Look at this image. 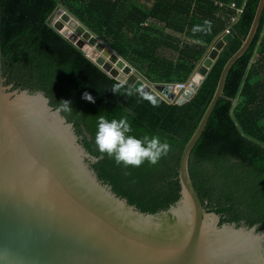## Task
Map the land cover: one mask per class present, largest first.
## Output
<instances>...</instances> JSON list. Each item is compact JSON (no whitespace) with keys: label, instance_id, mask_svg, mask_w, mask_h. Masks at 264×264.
<instances>
[{"label":"trees","instance_id":"16d2710c","mask_svg":"<svg viewBox=\"0 0 264 264\" xmlns=\"http://www.w3.org/2000/svg\"><path fill=\"white\" fill-rule=\"evenodd\" d=\"M260 0H1L3 70L7 84L43 90L73 123L98 179L144 213L163 216L181 197L180 159L229 58L241 47ZM235 3L236 8L230 7ZM64 8L152 84L187 83L213 42L233 34L199 87L184 104H172L117 80L52 25ZM236 17L234 23L232 17ZM210 21V26L204 21ZM194 25L201 29L193 32ZM116 92L112 91L113 87ZM84 92L94 102L82 98ZM208 124L193 148L189 171L207 211L220 225L264 229V9L255 36L231 67ZM238 103L235 104V101ZM60 109V108H59ZM97 115L124 116L132 135L166 140L157 164H117L95 145Z\"/></svg>","mask_w":264,"mask_h":264},{"label":"water","instance_id":"95a60500","mask_svg":"<svg viewBox=\"0 0 264 264\" xmlns=\"http://www.w3.org/2000/svg\"><path fill=\"white\" fill-rule=\"evenodd\" d=\"M260 0L241 47L221 72L215 93L180 159L181 197L163 216L144 213L103 184L86 159L73 123L43 90L7 84L0 0V264H264V229L230 223L207 211L194 188L190 155L221 98L233 64L257 31ZM52 25L112 77L168 103L190 101L233 34L217 38L187 87L152 84L64 8ZM238 100L235 101V104Z\"/></svg>","mask_w":264,"mask_h":264},{"label":"clouds","instance_id":"9594fccd","mask_svg":"<svg viewBox=\"0 0 264 264\" xmlns=\"http://www.w3.org/2000/svg\"><path fill=\"white\" fill-rule=\"evenodd\" d=\"M204 24L210 26V21L205 20ZM200 29L201 25H194L192 31ZM117 87L119 85L114 86L112 91L116 92ZM82 98L94 102V97L88 92H84ZM58 107L64 111L72 110L68 100H61ZM131 133L132 127L127 117L107 119L103 115H97L96 148L99 153L113 158L117 164L124 167H139L145 162L155 165L169 152V143L162 141L158 135L137 137Z\"/></svg>","mask_w":264,"mask_h":264},{"label":"built area","instance_id":"2783aa9c","mask_svg":"<svg viewBox=\"0 0 264 264\" xmlns=\"http://www.w3.org/2000/svg\"><path fill=\"white\" fill-rule=\"evenodd\" d=\"M230 7H232V8H236L237 11H238L239 13L242 11L241 9H238V8L236 7L235 3H231V4H230ZM235 20H236V17L234 16V17H232L231 22L234 23ZM229 33H231V31H230V27L227 28L223 34H229ZM188 82H189V81H188ZM188 82H187V83H178V84H175V85H174V86H175V89H176V90L184 89L185 87H187Z\"/></svg>","mask_w":264,"mask_h":264},{"label":"bare ground","instance_id":"6f19581e","mask_svg":"<svg viewBox=\"0 0 264 264\" xmlns=\"http://www.w3.org/2000/svg\"><path fill=\"white\" fill-rule=\"evenodd\" d=\"M86 51H87V53H90L91 52V47H86Z\"/></svg>","mask_w":264,"mask_h":264},{"label":"rangeland","instance_id":"374dc122","mask_svg":"<svg viewBox=\"0 0 264 264\" xmlns=\"http://www.w3.org/2000/svg\"><path fill=\"white\" fill-rule=\"evenodd\" d=\"M89 47H91V48H92V46H89Z\"/></svg>","mask_w":264,"mask_h":264}]
</instances>
